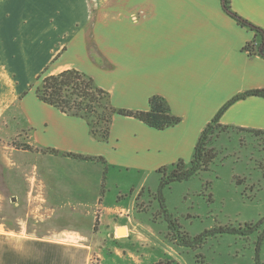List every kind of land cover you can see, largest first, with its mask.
Instances as JSON below:
<instances>
[{"label": "crops", "instance_id": "0c3cea01", "mask_svg": "<svg viewBox=\"0 0 264 264\" xmlns=\"http://www.w3.org/2000/svg\"><path fill=\"white\" fill-rule=\"evenodd\" d=\"M232 8L264 30V0H232ZM2 9L0 138L14 144L0 146V264H91L94 256L104 264L103 251L133 246L143 225L133 215L147 181L156 177L149 194L157 191V171L188 164L225 105L264 90V59L243 50L254 33L229 17L221 0H0ZM20 14L27 58L17 68L10 37ZM46 69L87 74L116 108L147 111L150 98L161 96L182 122L158 131L116 115L101 142L85 120L42 102L36 88L25 94ZM29 70L33 77L20 84L18 71ZM220 122L264 131V98L233 103ZM114 253L122 264H144L141 251Z\"/></svg>", "mask_w": 264, "mask_h": 264}, {"label": "rangeland", "instance_id": "374dc122", "mask_svg": "<svg viewBox=\"0 0 264 264\" xmlns=\"http://www.w3.org/2000/svg\"><path fill=\"white\" fill-rule=\"evenodd\" d=\"M2 12L3 9L0 18L4 15ZM16 17L20 27H17L18 34L10 37V61L18 68L27 55L23 46V15H13L12 20ZM18 73L20 84L34 74L30 70ZM32 83L40 81L36 77ZM3 123L0 120V127ZM12 124L11 131H14L18 125ZM5 131L0 128V134ZM6 137L3 134L0 138L1 147L5 143L14 144V139ZM215 146L218 158L209 171L186 182H175L162 190L161 195L158 194L160 181L158 190L152 194L149 191L157 187L156 177L147 181L145 190L137 197L139 216L133 215L143 224L135 225L137 235L129 242L133 246H113L103 251L104 264H122L115 256H109L116 250L121 254L141 251L144 264L165 259L176 264H264V138L229 130ZM133 216L130 214L136 224ZM171 222L180 231L178 239L174 232L169 233ZM119 235L124 237L126 233ZM198 236H201L200 243L195 241ZM101 263L97 256L91 262Z\"/></svg>", "mask_w": 264, "mask_h": 264}, {"label": "trees", "instance_id": "16d2710c", "mask_svg": "<svg viewBox=\"0 0 264 264\" xmlns=\"http://www.w3.org/2000/svg\"><path fill=\"white\" fill-rule=\"evenodd\" d=\"M221 4L224 12L239 26L254 33V38L245 44L243 50L250 57H261L264 59V30L236 13L232 8V0H221ZM37 81H40V83L32 84L25 94L29 90L36 88V95L42 102L53 106L66 115L85 120L91 135L101 142L109 140L113 119L116 115L136 119L158 131L175 127L182 122L180 117L173 114L167 100L158 95L150 98L149 110L147 111L116 108L112 104L111 96L107 91L100 88L92 77L76 69L66 70L54 75L48 74V69H46L37 78ZM251 96L264 98V90L251 91L244 95L236 96L225 105L201 133L192 159L188 164L180 160L157 171L161 177L158 190L159 195H161L162 190L175 182H186L203 172L209 171L218 158L215 144L221 135L227 133L229 130L247 133L257 139L264 138V131L223 126L220 122L223 113L233 103ZM23 148L33 151L29 146H23ZM48 151L60 154L54 150ZM63 155L78 160L97 161L106 165V161L100 157H88L69 153H64ZM150 197H154V195H150ZM168 229L170 234L172 232L175 233L176 239L179 238L180 231L176 229L173 222L169 224ZM248 229L253 231L252 226H249ZM195 241L200 243L201 236L195 238ZM155 264L176 263L173 260L165 259Z\"/></svg>", "mask_w": 264, "mask_h": 264}, {"label": "water", "instance_id": "95a60500", "mask_svg": "<svg viewBox=\"0 0 264 264\" xmlns=\"http://www.w3.org/2000/svg\"><path fill=\"white\" fill-rule=\"evenodd\" d=\"M121 233H125L124 229H122Z\"/></svg>", "mask_w": 264, "mask_h": 264}, {"label": "bare ground", "instance_id": "6f19581e", "mask_svg": "<svg viewBox=\"0 0 264 264\" xmlns=\"http://www.w3.org/2000/svg\"><path fill=\"white\" fill-rule=\"evenodd\" d=\"M1 4H2V1H1ZM120 231H122V230H120ZM125 231V233H126V230H124ZM121 233V232H120Z\"/></svg>", "mask_w": 264, "mask_h": 264}]
</instances>
